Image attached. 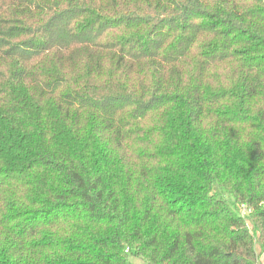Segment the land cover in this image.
Masks as SVG:
<instances>
[{"label": "trees", "instance_id": "trees-1", "mask_svg": "<svg viewBox=\"0 0 264 264\" xmlns=\"http://www.w3.org/2000/svg\"><path fill=\"white\" fill-rule=\"evenodd\" d=\"M261 264L264 0H0V264Z\"/></svg>", "mask_w": 264, "mask_h": 264}, {"label": "rangeland", "instance_id": "rangeland-1", "mask_svg": "<svg viewBox=\"0 0 264 264\" xmlns=\"http://www.w3.org/2000/svg\"><path fill=\"white\" fill-rule=\"evenodd\" d=\"M131 264H147L143 259L136 257V256H130L129 257ZM261 264H264V255L260 257Z\"/></svg>", "mask_w": 264, "mask_h": 264}]
</instances>
